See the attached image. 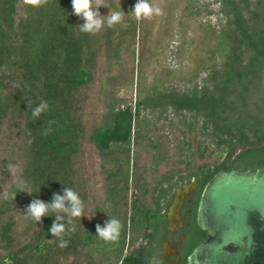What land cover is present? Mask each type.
<instances>
[{"label": "trees", "instance_id": "16d2710c", "mask_svg": "<svg viewBox=\"0 0 264 264\" xmlns=\"http://www.w3.org/2000/svg\"><path fill=\"white\" fill-rule=\"evenodd\" d=\"M103 2L110 8L101 5V16L123 10L124 19L109 27L105 17L90 34L80 30L84 20L71 0L39 7L0 0V264H145L163 225L160 202L180 180L194 177L199 194L220 169L264 166L263 120H241L235 109L224 114L226 90L248 80V63L264 53L255 27L264 0H224L226 34L195 19L197 0H149L161 13L139 21L131 12L137 0ZM217 55L225 66L219 80ZM204 71H212L209 90L172 86ZM41 100L48 107L34 118ZM145 105L202 113L215 146L195 119L151 125L139 115ZM18 181L31 193L19 191ZM64 187L79 194L84 216L73 219L61 248L49 231L55 217L36 223L25 212L33 199L50 203ZM110 217L123 224L115 243L96 234ZM194 227L188 251L204 236Z\"/></svg>", "mask_w": 264, "mask_h": 264}, {"label": "water", "instance_id": "95a60500", "mask_svg": "<svg viewBox=\"0 0 264 264\" xmlns=\"http://www.w3.org/2000/svg\"><path fill=\"white\" fill-rule=\"evenodd\" d=\"M195 222L205 235L186 264H264V166L217 171L201 190Z\"/></svg>", "mask_w": 264, "mask_h": 264}, {"label": "rangeland", "instance_id": "374dc122", "mask_svg": "<svg viewBox=\"0 0 264 264\" xmlns=\"http://www.w3.org/2000/svg\"><path fill=\"white\" fill-rule=\"evenodd\" d=\"M224 0H197L195 16L196 20L201 22H208L214 26L216 34L224 33L228 30V13L226 12ZM253 7V6H252ZM224 8V9H223ZM257 31L260 33L257 36L259 44L264 47V17L256 21L255 25ZM224 36L226 37V35ZM228 34L226 40L228 41ZM176 43H172V50L168 53L174 63L177 62ZM247 59H244L242 65L246 63ZM248 69L252 70L250 77L246 81H241L238 84L230 87L226 90L227 106L224 110L225 115L231 114L230 109H235L238 112V116L241 120H246L249 117L263 120L264 124V53H261L255 60L251 59L248 63ZM212 68L217 72V80H219L221 73L225 72V66H223V59L215 56L212 62ZM212 71L201 72L199 77L191 83L173 84L175 90L182 92H189L191 90H197L201 93L203 88L211 89L214 79L211 76ZM169 89V88H168ZM133 100L132 104H134ZM134 106V105H133ZM202 113L188 112L187 110L175 112L172 106H168L165 109L160 107H154L151 111L150 105L140 106L139 115L146 118L145 121L151 123V125H160L167 120L176 122L178 118L195 119L197 121L198 128L201 130L205 140L212 148L216 144V136L212 133V126L204 123ZM223 114V115H224ZM240 148V146H237ZM141 240L137 242L140 243Z\"/></svg>", "mask_w": 264, "mask_h": 264}, {"label": "clouds", "instance_id": "9594fccd", "mask_svg": "<svg viewBox=\"0 0 264 264\" xmlns=\"http://www.w3.org/2000/svg\"><path fill=\"white\" fill-rule=\"evenodd\" d=\"M26 3L32 6H42L47 3V0H25ZM73 12L84 20V23L79 25L82 32L95 34L99 32L105 23L109 27H113L115 24L121 23L124 19L123 10H111L106 16H101L98 9L101 5L109 7L103 2V0H71ZM110 8V7H109ZM132 14L137 21L142 18H151L155 14H160L161 9L159 7H153L149 0H137V3L132 9ZM32 101L29 102L31 105ZM28 105V106H29ZM48 105L46 101L41 100L40 104L35 107L32 112V116L38 117L39 114L47 109ZM49 124L53 121H49ZM52 129H46V133ZM30 134V133H29ZM23 181H18L17 187L19 191H27L23 186ZM63 194L53 193V198L50 203L35 198L27 206L26 216L34 220L36 223L41 221V218L45 215H53L55 219L52 222L49 231L51 234L59 240V247L64 248L68 245V240L64 239V236L70 232L75 231V224L73 219L76 217L84 216V203L81 200L79 194L70 187L63 188ZM29 192V191H27ZM31 193V192H29ZM16 194V193H15ZM14 195L9 196L7 192L4 193V199H14ZM67 205V206H66ZM65 217H67V225H71L70 228L66 227ZM123 228L122 222L115 217H110L103 227L100 224L96 225L97 237L105 242L115 243ZM51 241V240H50ZM164 252H159L145 258V264H165L163 260ZM5 264H11L10 260H6Z\"/></svg>", "mask_w": 264, "mask_h": 264}, {"label": "flooded vegetation", "instance_id": "af4514ba", "mask_svg": "<svg viewBox=\"0 0 264 264\" xmlns=\"http://www.w3.org/2000/svg\"><path fill=\"white\" fill-rule=\"evenodd\" d=\"M198 188V182L194 177L180 180L160 202L158 215L162 216L163 225L155 230V238L151 244L153 254L164 252L165 264H186L187 255L196 245L188 251L195 232L196 209L195 213L193 210L194 202L197 198L196 203H198L201 193L200 191L198 194ZM155 224H157V219H155ZM195 226L197 227L196 222ZM145 242L147 241L141 240L140 243Z\"/></svg>", "mask_w": 264, "mask_h": 264}]
</instances>
